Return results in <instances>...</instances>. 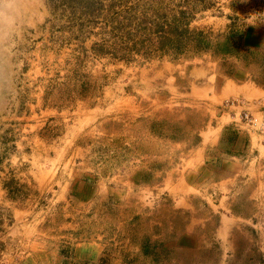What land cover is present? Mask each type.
<instances>
[{
	"label": "rangeland",
	"instance_id": "1",
	"mask_svg": "<svg viewBox=\"0 0 264 264\" xmlns=\"http://www.w3.org/2000/svg\"><path fill=\"white\" fill-rule=\"evenodd\" d=\"M173 15L181 46L151 49ZM8 76L0 264H264V190L179 185L228 124L264 132L235 86L264 82V0H44Z\"/></svg>",
	"mask_w": 264,
	"mask_h": 264
},
{
	"label": "crops",
	"instance_id": "2",
	"mask_svg": "<svg viewBox=\"0 0 264 264\" xmlns=\"http://www.w3.org/2000/svg\"><path fill=\"white\" fill-rule=\"evenodd\" d=\"M226 82L233 83L232 79L229 77H227ZM235 86H237V89L240 88L243 95L245 92L256 95L262 93L261 95H257L259 98L255 99L253 103L250 104L253 106L252 109L254 111L264 105V82L250 85L241 81L239 84H235ZM256 95H253V97ZM228 125L230 126V131L235 133L234 139L228 147H225L224 150L220 148L222 151H208L207 154H202L200 156L197 155L199 149L196 148L194 149L195 151L193 150L194 154L186 158L191 165L188 166V168L180 170L179 175L181 177L179 176V178H181L182 183L179 185H182V189L187 190V187H191L190 184L192 185V182H194L195 173L200 171L199 174H203V176H207L208 178L211 177L214 184L217 182L218 187L224 186L223 189L229 190V194L232 196H234L237 191L226 188L225 186L236 184L239 175L242 177L239 179V182L247 184L251 192L254 190L259 191L258 187L264 190V132H251L235 128L232 124ZM224 133L225 132H223V134ZM190 167H192V169H190ZM205 170L206 172L204 173ZM215 172H217L219 176V179L216 181ZM229 214L230 216H226L225 218H231L233 220L235 215L232 213Z\"/></svg>",
	"mask_w": 264,
	"mask_h": 264
},
{
	"label": "clouds",
	"instance_id": "3",
	"mask_svg": "<svg viewBox=\"0 0 264 264\" xmlns=\"http://www.w3.org/2000/svg\"><path fill=\"white\" fill-rule=\"evenodd\" d=\"M43 6L44 0H0V113L18 104L17 85L8 73L29 21Z\"/></svg>",
	"mask_w": 264,
	"mask_h": 264
},
{
	"label": "trees",
	"instance_id": "4",
	"mask_svg": "<svg viewBox=\"0 0 264 264\" xmlns=\"http://www.w3.org/2000/svg\"><path fill=\"white\" fill-rule=\"evenodd\" d=\"M169 21V20H168ZM181 20L173 15L167 26L163 24L159 25L158 28H155L154 34L147 37L145 40L148 43V46L152 47L151 49H178L181 46V35L187 31V20L180 22ZM166 23V22H165ZM181 24L183 26H181ZM159 31L157 34L156 32ZM134 48V46H132Z\"/></svg>",
	"mask_w": 264,
	"mask_h": 264
},
{
	"label": "built area",
	"instance_id": "5",
	"mask_svg": "<svg viewBox=\"0 0 264 264\" xmlns=\"http://www.w3.org/2000/svg\"><path fill=\"white\" fill-rule=\"evenodd\" d=\"M243 117H244V119H245V122L247 123V124H249L250 126H254V125H256V120H255V118H253L248 112H246V111H244L243 112ZM261 123V122H260ZM259 123V124H260Z\"/></svg>",
	"mask_w": 264,
	"mask_h": 264
}]
</instances>
